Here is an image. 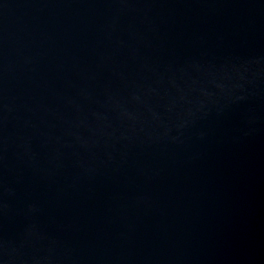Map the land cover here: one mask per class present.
<instances>
[{
	"label": "water",
	"instance_id": "water-1",
	"mask_svg": "<svg viewBox=\"0 0 264 264\" xmlns=\"http://www.w3.org/2000/svg\"><path fill=\"white\" fill-rule=\"evenodd\" d=\"M0 264H264V0H0Z\"/></svg>",
	"mask_w": 264,
	"mask_h": 264
}]
</instances>
